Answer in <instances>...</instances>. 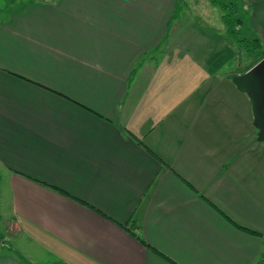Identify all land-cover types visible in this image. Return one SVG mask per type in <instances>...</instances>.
<instances>
[{
	"label": "crops",
	"instance_id": "crops-1",
	"mask_svg": "<svg viewBox=\"0 0 264 264\" xmlns=\"http://www.w3.org/2000/svg\"><path fill=\"white\" fill-rule=\"evenodd\" d=\"M243 1L264 44V0ZM13 2L0 186L23 243L0 264H264V143L226 32L177 0Z\"/></svg>",
	"mask_w": 264,
	"mask_h": 264
},
{
	"label": "rangeland",
	"instance_id": "rangeland-1",
	"mask_svg": "<svg viewBox=\"0 0 264 264\" xmlns=\"http://www.w3.org/2000/svg\"><path fill=\"white\" fill-rule=\"evenodd\" d=\"M21 1H25V0H21ZM157 1L158 2H162V1L168 2V0H157ZM177 3L178 4L176 6V11H175L176 18H182L183 17L182 14L186 6H188L189 8L193 9L195 12V15L193 17H188L190 20H187V21L189 22L190 27H193L194 29L198 30L201 33L205 32L206 35L212 34V35L224 36L225 29L220 20L221 12L218 8L211 5L208 0H177ZM20 5L22 4H17L16 2H13V0H0V21L4 18L5 20L8 18L9 9L12 6L15 9L17 6H20ZM204 5L208 7L209 12H210L208 20L204 19L203 21H201V20L195 19L196 15L200 13V9H201L200 7L204 8ZM19 11L20 10H13V12H19ZM247 23L248 25H250V19H248ZM185 28H188V27H185V26L181 27V29H185ZM250 29H251V33L254 34V36H257L258 31L252 29L251 25H250ZM236 60H237L236 65L234 64L232 65L233 67L240 66L241 67L240 70L247 68L248 65H250L252 62V60L243 53H238L236 56ZM232 65L231 66L227 65V67L230 66V68L232 69L233 68ZM225 71L226 70L222 71V73ZM4 174L6 175V171L0 168V179L3 178ZM4 188H5L4 186H0V246H3V247L9 246L11 244V243L9 244L10 241L15 245H16L15 242H17V245H19L20 242L23 243L21 240L20 242L17 241L15 239V235L13 236L12 233H9V222L11 220L12 213L10 211V206L5 196Z\"/></svg>",
	"mask_w": 264,
	"mask_h": 264
},
{
	"label": "trees",
	"instance_id": "trees-1",
	"mask_svg": "<svg viewBox=\"0 0 264 264\" xmlns=\"http://www.w3.org/2000/svg\"><path fill=\"white\" fill-rule=\"evenodd\" d=\"M208 1L220 10L221 22L227 37L236 44L240 53L247 55L252 60L251 64L242 71V73H245L264 58V44L251 33L250 25L247 23L251 10L250 6L242 0ZM237 227L246 231L242 227ZM131 234L137 238L135 233L131 232Z\"/></svg>",
	"mask_w": 264,
	"mask_h": 264
},
{
	"label": "water",
	"instance_id": "water-1",
	"mask_svg": "<svg viewBox=\"0 0 264 264\" xmlns=\"http://www.w3.org/2000/svg\"><path fill=\"white\" fill-rule=\"evenodd\" d=\"M232 83L251 103L257 141L264 143V58L243 74L236 75Z\"/></svg>",
	"mask_w": 264,
	"mask_h": 264
}]
</instances>
